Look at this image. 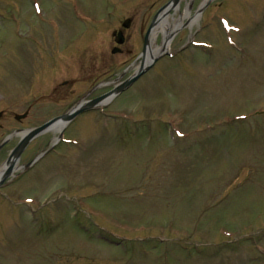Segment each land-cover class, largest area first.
Returning a JSON list of instances; mask_svg holds the SVG:
<instances>
[{"label":"rangeland","instance_id":"rangeland-1","mask_svg":"<svg viewBox=\"0 0 264 264\" xmlns=\"http://www.w3.org/2000/svg\"><path fill=\"white\" fill-rule=\"evenodd\" d=\"M31 1L0 0V135L76 99L79 81L60 104L49 92L60 80L82 81L81 67L109 54L124 17L132 52L117 60H133L167 0ZM201 1L181 0L171 17L191 16ZM208 6L168 47L200 28L194 40L212 48L163 55L104 111L68 125L66 137L83 144L60 143L1 191L0 264H264V0ZM220 15L239 30L225 31ZM28 37L41 38L40 48Z\"/></svg>","mask_w":264,"mask_h":264},{"label":"water","instance_id":"water-1","mask_svg":"<svg viewBox=\"0 0 264 264\" xmlns=\"http://www.w3.org/2000/svg\"><path fill=\"white\" fill-rule=\"evenodd\" d=\"M210 0H206L204 4L208 3ZM179 2V0H169L168 2H166L164 5L161 6V8L156 11V13L152 16V20H151V23L149 24V26L147 27V31L145 32L144 36H143V50L140 54L141 56V61H140V64H139V69L137 70V72L128 78V80H126L124 83L118 85L117 87H115V89L111 92H108L107 94H111V93H116L120 90H122L123 88H125L126 85H128L129 83H131L132 81L135 80V77L138 76L139 74H141L142 72H144L145 69H147V67L149 65H151L155 59H157L158 56H160L163 51L165 50V47L164 45L166 44L167 40L170 38V36L172 35L171 34H168L165 36V39H164V42H163V45H162V51L157 54V55H152L149 51V48H148V42H149V33L150 31L152 30V26L157 23L159 20H161V17L164 16L168 11H170L172 8H174L177 3ZM203 4V5H204ZM203 6H201L198 11H200L202 9ZM124 25L127 24V20L124 21L123 23ZM146 50L149 51L146 55ZM144 61L146 64H144ZM106 94V95H107ZM105 95V96H106ZM103 97H100V98H96L95 100H93L91 102V104H96V102L99 101V99H101ZM79 110H81L80 108L77 107V109L71 111V112H68L67 114H63L61 116H58V118H61L63 120H68L69 118L73 117L74 115L77 114V112H79ZM58 118H54V119H51V120H48L47 123L43 124V125H40L38 126L37 128H34V129H31L29 130V132H27V134L20 140L19 142V145L17 147H15L11 154H13L14 157H17L19 154H20V150L21 148L26 144V142L29 140V138H31L32 136L36 135L37 133H39V131H41L42 129H44L45 127H47L50 123H52L53 121L55 120H58ZM14 161V158H11L10 161H8V163L10 164L7 168V170L3 173L4 175L1 177L2 179L5 178L7 175H8V172L10 171L11 169V165ZM2 181V180H0Z\"/></svg>","mask_w":264,"mask_h":264},{"label":"bare ground","instance_id":"bare-ground-1","mask_svg":"<svg viewBox=\"0 0 264 264\" xmlns=\"http://www.w3.org/2000/svg\"><path fill=\"white\" fill-rule=\"evenodd\" d=\"M187 13L183 12L178 18H171V20H167L166 21H161V23H159L158 25H156L155 27H153L152 29V34H151V38L156 36L158 33L160 34H165L168 31H171L173 26H175L177 23H179L181 21V17L182 16H186ZM152 51L155 52L158 48L153 44V38L151 41V46Z\"/></svg>","mask_w":264,"mask_h":264},{"label":"flooded vegetation","instance_id":"flooded-vegetation-1","mask_svg":"<svg viewBox=\"0 0 264 264\" xmlns=\"http://www.w3.org/2000/svg\"><path fill=\"white\" fill-rule=\"evenodd\" d=\"M119 48H120V50H123V47H124V42H123V44L122 45H119L118 46ZM101 56L99 55V58H100ZM84 72H87V69L85 68L84 70H83ZM102 72V71H101ZM111 75V74H110ZM110 75H108V77H110ZM58 88H56V89H54L55 91L57 90ZM60 90H57L56 92H55V94H56V96H61V98H64V97H66V92L65 91H63V90H65V89H61V88H59ZM62 90V91H61ZM58 91H61V94H59L60 92H58Z\"/></svg>","mask_w":264,"mask_h":264}]
</instances>
